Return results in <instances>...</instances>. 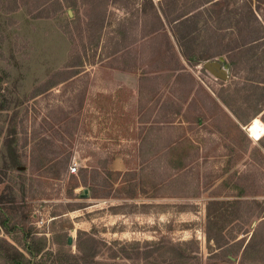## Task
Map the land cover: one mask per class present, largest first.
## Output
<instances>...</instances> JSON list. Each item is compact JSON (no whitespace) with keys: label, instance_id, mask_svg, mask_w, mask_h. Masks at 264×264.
Returning <instances> with one entry per match:
<instances>
[{"label":"rangeland","instance_id":"374dc122","mask_svg":"<svg viewBox=\"0 0 264 264\" xmlns=\"http://www.w3.org/2000/svg\"><path fill=\"white\" fill-rule=\"evenodd\" d=\"M175 1L0 0V206L72 238L38 264H78V229L134 255L164 237L194 240L188 264H264V37L229 51L264 35V0H188L174 31ZM0 237L24 248L21 229Z\"/></svg>","mask_w":264,"mask_h":264},{"label":"trees","instance_id":"16d2710c","mask_svg":"<svg viewBox=\"0 0 264 264\" xmlns=\"http://www.w3.org/2000/svg\"><path fill=\"white\" fill-rule=\"evenodd\" d=\"M209 1L212 0H202L203 3H207ZM218 1L220 0H214L212 3H217ZM113 5H116L117 8H128V6L119 3H114ZM179 9L180 10L175 16L169 17L162 8V15L165 21L169 24L172 23L171 28L174 31L178 27L188 26V22L190 21L192 15H194L195 13L194 10L196 9V4L194 2H189L188 0H185ZM159 22L163 23L160 19ZM152 32L153 31H147L143 36H147ZM174 35L176 37V40L179 42L180 46H182L181 42H183V38L186 36V31L182 35L183 38L181 36H177L175 32ZM263 37L264 35L259 34L255 35L249 40L245 39L241 42L239 46L231 48L229 49V51L244 49L247 45H250V43L257 41ZM184 56L190 65L196 64L197 60L196 58H194L193 55H188L184 53ZM229 58H231L230 55ZM230 63L232 62L230 61ZM217 97L221 100L224 105L230 107V104L223 96L217 94ZM148 167L149 164L147 163L144 169L142 170L145 171ZM240 195L242 196L243 194ZM57 221L58 219L54 218L52 219L51 224L54 225L57 223ZM0 226L3 228L6 234H12L16 232L17 229H21L25 242L24 248L20 249L11 245V243H9L3 237H0V264H38V255L47 251L50 241H52V243H56V245H58L57 247L59 248L62 247V244L68 242V238L65 233H52L51 237L48 238L46 237V234L44 232H41V234H39L37 231H31V228L26 230V228L20 227L19 224L15 222L13 215L9 212V210L1 206ZM51 231L53 232V230ZM98 242L104 245L106 247V250H103L101 247L96 246V243ZM193 242L194 240L192 239H189L185 242H173L170 239L162 237L158 240V242H155V244H157L156 248H146V245H148L149 243L148 240H144L141 243L140 241L134 240L129 243L130 245H133L134 249L137 251L134 255L129 252V250L125 249V245L116 246L115 248L114 246L118 243V240H96V238L91 233H87L86 231L78 229L77 236L75 239V246L77 250L74 254L71 255L76 259L78 264H88L91 262H93L94 264H118L120 262L118 260L143 261L151 257L155 252H159V256L163 257L165 264H188L192 257L199 259L198 254H194L192 256L191 254H189V251H187L188 248H186V246ZM216 242L218 243L219 247L226 245V243L219 242V240H216ZM3 244H5V247ZM98 254H102L105 256L101 257V259L94 260V257ZM116 258L118 260H115ZM201 261L202 260L200 258L199 263H201Z\"/></svg>","mask_w":264,"mask_h":264},{"label":"water","instance_id":"95a60500","mask_svg":"<svg viewBox=\"0 0 264 264\" xmlns=\"http://www.w3.org/2000/svg\"><path fill=\"white\" fill-rule=\"evenodd\" d=\"M203 67L210 71L212 74H214L217 77H220L222 79H227V70L222 67V64L217 60H206L203 63ZM72 238H68V242L70 243Z\"/></svg>","mask_w":264,"mask_h":264},{"label":"built area","instance_id":"2783aa9c","mask_svg":"<svg viewBox=\"0 0 264 264\" xmlns=\"http://www.w3.org/2000/svg\"><path fill=\"white\" fill-rule=\"evenodd\" d=\"M70 171L75 172L76 171V166L73 165L72 167H70Z\"/></svg>","mask_w":264,"mask_h":264}]
</instances>
